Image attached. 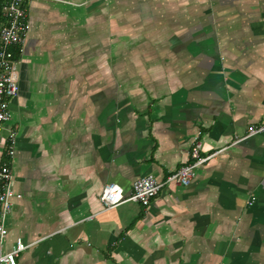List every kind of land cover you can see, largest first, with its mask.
<instances>
[{
    "label": "crops",
    "instance_id": "0c3cea01",
    "mask_svg": "<svg viewBox=\"0 0 264 264\" xmlns=\"http://www.w3.org/2000/svg\"><path fill=\"white\" fill-rule=\"evenodd\" d=\"M27 14L0 131L21 194L3 250L20 237L17 264H264V132L233 142L264 123V0H27ZM195 140L220 151L189 184L102 207L105 183L164 180Z\"/></svg>",
    "mask_w": 264,
    "mask_h": 264
},
{
    "label": "built area",
    "instance_id": "2783aa9c",
    "mask_svg": "<svg viewBox=\"0 0 264 264\" xmlns=\"http://www.w3.org/2000/svg\"><path fill=\"white\" fill-rule=\"evenodd\" d=\"M1 14L3 21L0 22V131L11 118L9 99L16 96L19 91L16 50L21 51L29 29L27 0H3ZM263 132L264 123L251 124L247 127L246 134L236 137L233 142ZM15 137V131L9 129L4 144L8 157L14 154ZM200 149L201 142L195 140L187 163L167 175L164 180H159L153 174L136 178L128 194H125L121 185L116 182L105 183L99 194L102 207L113 208L125 201H136L147 205L166 183L174 181L183 185L189 184L195 176L197 167L220 151L203 154ZM20 196L21 194L13 188L9 162L4 161L0 165V264H17L18 255L29 245L17 237L10 249L3 250L7 233L5 219L11 211L13 199Z\"/></svg>",
    "mask_w": 264,
    "mask_h": 264
},
{
    "label": "rangeland",
    "instance_id": "374dc122",
    "mask_svg": "<svg viewBox=\"0 0 264 264\" xmlns=\"http://www.w3.org/2000/svg\"><path fill=\"white\" fill-rule=\"evenodd\" d=\"M103 10H104V12H108V13L110 12V10H107L105 8H103ZM100 35H102V34H100ZM104 38L105 37L103 35H102V37L98 38V45L101 47V49L98 51V57L104 56V58H107V56H108L107 49L106 48L102 49V46H103L102 41ZM18 67H19V63H18Z\"/></svg>",
    "mask_w": 264,
    "mask_h": 264
},
{
    "label": "trees",
    "instance_id": "16d2710c",
    "mask_svg": "<svg viewBox=\"0 0 264 264\" xmlns=\"http://www.w3.org/2000/svg\"><path fill=\"white\" fill-rule=\"evenodd\" d=\"M1 0H0V19H1ZM20 55V51L16 50V58H18Z\"/></svg>",
    "mask_w": 264,
    "mask_h": 264
}]
</instances>
